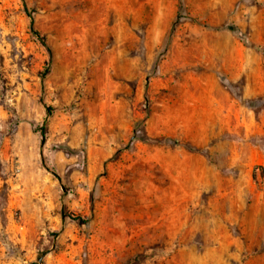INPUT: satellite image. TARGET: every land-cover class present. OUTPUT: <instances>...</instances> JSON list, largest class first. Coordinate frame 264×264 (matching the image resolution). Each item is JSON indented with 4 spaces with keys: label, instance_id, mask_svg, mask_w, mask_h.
<instances>
[{
    "label": "rangeland",
    "instance_id": "1",
    "mask_svg": "<svg viewBox=\"0 0 264 264\" xmlns=\"http://www.w3.org/2000/svg\"><path fill=\"white\" fill-rule=\"evenodd\" d=\"M0 264H264V0H0Z\"/></svg>",
    "mask_w": 264,
    "mask_h": 264
},
{
    "label": "trees",
    "instance_id": "2",
    "mask_svg": "<svg viewBox=\"0 0 264 264\" xmlns=\"http://www.w3.org/2000/svg\"><path fill=\"white\" fill-rule=\"evenodd\" d=\"M27 16L29 17V25H30V27L32 28V25H33V19H32V17L27 13ZM34 34H35V36L36 37H38V34L36 33V32H34ZM133 139H135V138H133Z\"/></svg>",
    "mask_w": 264,
    "mask_h": 264
}]
</instances>
